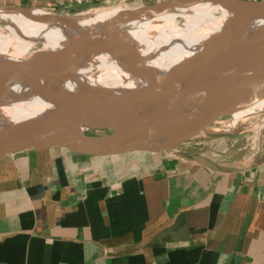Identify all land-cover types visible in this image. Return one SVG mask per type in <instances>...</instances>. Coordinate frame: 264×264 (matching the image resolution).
Returning a JSON list of instances; mask_svg holds the SVG:
<instances>
[{
	"label": "crops",
	"instance_id": "0c3cea01",
	"mask_svg": "<svg viewBox=\"0 0 264 264\" xmlns=\"http://www.w3.org/2000/svg\"><path fill=\"white\" fill-rule=\"evenodd\" d=\"M130 1L141 0L85 7ZM7 8L67 6L0 0ZM188 145L130 158L50 150L0 160V264H264V155L216 162Z\"/></svg>",
	"mask_w": 264,
	"mask_h": 264
},
{
	"label": "water",
	"instance_id": "95a60500",
	"mask_svg": "<svg viewBox=\"0 0 264 264\" xmlns=\"http://www.w3.org/2000/svg\"><path fill=\"white\" fill-rule=\"evenodd\" d=\"M202 7L209 9H238L241 17L233 24L209 37L202 44L192 75L182 80L169 69L162 70L144 61L129 58L125 51L129 40L128 28L144 17H159L175 9ZM45 11L7 8L0 9V23L14 15L40 16ZM52 17L70 19L45 12ZM77 46H92L110 55L129 59L140 70L139 76L116 88H85L80 98L85 102L78 120L35 117L27 122L48 121L46 126L28 130L18 126L0 106V160L24 152L57 150L76 153L83 146L107 158H130L146 154H163L179 150L194 139L205 134L211 138L223 135L209 131L223 120L233 121L240 113L264 98V1L246 0H162L137 9L121 25L114 38L104 36L98 30H83L70 34L61 46L48 52H35L14 62L0 77V94L9 92L11 86L24 75L26 69L37 65L43 83L62 89L69 80H51L47 64L52 60H66L65 52ZM222 47L232 48L233 56L228 64L229 84L219 88L208 77L209 62ZM152 92L164 93L178 101L192 103L203 108V113L194 117H181L159 109L128 108ZM153 120L157 127L150 142L136 149L116 133L137 123ZM98 131L110 135L98 136ZM85 156L86 154H78ZM246 155L241 150L234 157L241 162ZM190 157L210 170L218 167L198 153Z\"/></svg>",
	"mask_w": 264,
	"mask_h": 264
},
{
	"label": "bare ground",
	"instance_id": "6f19581e",
	"mask_svg": "<svg viewBox=\"0 0 264 264\" xmlns=\"http://www.w3.org/2000/svg\"><path fill=\"white\" fill-rule=\"evenodd\" d=\"M139 8L94 11L70 19L52 17L45 12H42L45 16H10L6 32L0 30V77L14 62L26 56L58 49L70 34L94 29L114 38L123 22ZM216 13L220 16L216 17ZM241 15L242 11L238 9L193 7L175 9L155 18L147 16L128 28L129 40L125 51L132 61H144L162 70L169 69L182 80H187L192 75L204 41L233 24ZM178 18L184 21L185 27L181 28ZM37 43H42V48L32 52ZM65 54L66 60H52L47 64V74L51 80H69L70 85L62 89L48 86L41 81L35 64L26 69L8 93L0 94V106L18 126L35 130L49 123L27 122L35 117L78 120L85 106L79 95L85 88L120 87L141 73L129 59L106 54L92 46H77ZM232 56V48L222 47L209 62L208 77L219 88H226L229 84L228 64ZM128 109H159L181 117L198 116L204 111L198 105L178 101L161 92H152ZM262 113L264 98L240 113L233 120L231 129ZM156 127L155 121L148 120L116 134L134 148L141 149L150 142ZM78 152L102 155L88 146L81 147Z\"/></svg>",
	"mask_w": 264,
	"mask_h": 264
},
{
	"label": "rangeland",
	"instance_id": "374dc122",
	"mask_svg": "<svg viewBox=\"0 0 264 264\" xmlns=\"http://www.w3.org/2000/svg\"><path fill=\"white\" fill-rule=\"evenodd\" d=\"M162 0H141L130 2H112L109 4H100L95 7H83L77 9L76 12L70 13V9L59 10L54 12L55 14L62 16H77L84 15L86 13H95L105 10L124 8L132 9L137 7H145L153 5ZM121 6V7H120ZM104 8V9H103ZM95 11V12H94ZM216 17L220 14L216 13ZM178 18L177 22L181 26H184V21ZM7 24L0 23V30L5 33ZM42 48V43H37L33 46L32 52L38 51ZM28 57V56H26ZM24 57V58H26ZM233 121L223 120L213 129L209 131L210 134L223 135L220 138H211L203 134L189 143L187 152H192V149H198L199 152L207 155L210 159L219 162L224 157H229L231 154H235L241 150H245L248 155L262 154L264 155V113L251 117L245 122H240L234 130L231 129ZM98 136L110 135L107 131H98L95 133ZM225 153V156L223 155Z\"/></svg>",
	"mask_w": 264,
	"mask_h": 264
},
{
	"label": "built area",
	"instance_id": "2783aa9c",
	"mask_svg": "<svg viewBox=\"0 0 264 264\" xmlns=\"http://www.w3.org/2000/svg\"><path fill=\"white\" fill-rule=\"evenodd\" d=\"M249 2H260L264 0H246ZM58 5L61 7L67 6V8H76V9H82L86 4L89 2V0H57Z\"/></svg>",
	"mask_w": 264,
	"mask_h": 264
}]
</instances>
